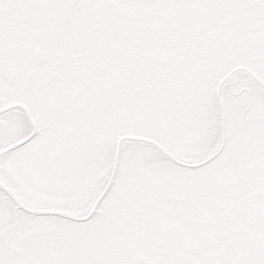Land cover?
Masks as SVG:
<instances>
[{
	"label": "snow or ice",
	"instance_id": "6c2138e0",
	"mask_svg": "<svg viewBox=\"0 0 264 264\" xmlns=\"http://www.w3.org/2000/svg\"><path fill=\"white\" fill-rule=\"evenodd\" d=\"M0 264H264V0H0Z\"/></svg>",
	"mask_w": 264,
	"mask_h": 264
}]
</instances>
